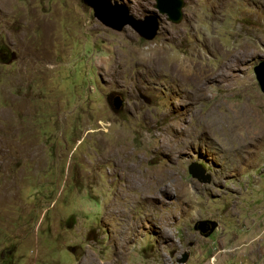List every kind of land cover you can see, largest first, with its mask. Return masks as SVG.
<instances>
[{"label": "rangeland", "instance_id": "obj_1", "mask_svg": "<svg viewBox=\"0 0 264 264\" xmlns=\"http://www.w3.org/2000/svg\"><path fill=\"white\" fill-rule=\"evenodd\" d=\"M112 1L156 38L82 0H0V264H264V0H184L180 24Z\"/></svg>", "mask_w": 264, "mask_h": 264}, {"label": "water", "instance_id": "obj_2", "mask_svg": "<svg viewBox=\"0 0 264 264\" xmlns=\"http://www.w3.org/2000/svg\"><path fill=\"white\" fill-rule=\"evenodd\" d=\"M83 3L92 9L94 17L105 26L121 32L125 27L130 26L138 35L146 41H152L160 30V20L157 16H147L145 19L134 17L130 10L118 5L112 0H82ZM157 12L166 16L173 24H180L183 20L184 0H155ZM256 79L264 94V62L254 68ZM116 96V97H115ZM148 101L147 99H145ZM110 108L118 113L124 108V100L120 95L111 94L108 97ZM189 174L201 184H210L212 177L200 164H192L189 167ZM218 228V223L210 220L199 221L194 225L195 231L204 237H210ZM186 262V258L182 263Z\"/></svg>", "mask_w": 264, "mask_h": 264}, {"label": "bare ground", "instance_id": "obj_3", "mask_svg": "<svg viewBox=\"0 0 264 264\" xmlns=\"http://www.w3.org/2000/svg\"><path fill=\"white\" fill-rule=\"evenodd\" d=\"M180 67H182V68H184V72H186L187 74H191V70L190 69H187L186 68V64H182V65H180ZM180 71V70H179ZM182 72V71H181ZM189 76V75H188ZM207 78V77H206ZM206 78H203V83H202V80H197L198 82L196 83V85H195V90L193 91V94H192V98H193V100H200L203 96H204V87H203V85H204V82H205V80H206ZM194 83V82H193ZM206 123V122H205ZM210 132H211V130L210 129H208ZM205 133H209L207 130H205ZM198 135V134H197ZM260 135L261 134H259V135H257L256 137H255V141L257 140V139H259L260 138ZM199 138L200 137V135L199 136H194V138ZM253 144V143H252ZM167 149V148H166ZM165 149V150H166ZM223 152H225V154L227 153V154H229L231 151H230V149L229 148H224L223 150H222ZM245 151V150H244ZM230 155V154H229ZM159 183H161L162 184V187H161V190H164V191H166L167 190V186L166 185H164L163 184V182L160 180L159 181ZM146 188V187H145ZM148 190L150 191V188H149V186H148ZM157 193V192H156ZM145 196H146V194H145Z\"/></svg>", "mask_w": 264, "mask_h": 264}]
</instances>
